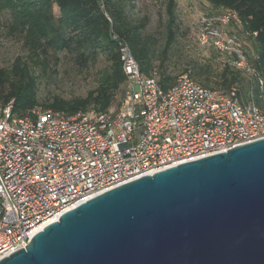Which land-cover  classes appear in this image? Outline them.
<instances>
[{
    "label": "built area",
    "instance_id": "obj_1",
    "mask_svg": "<svg viewBox=\"0 0 264 264\" xmlns=\"http://www.w3.org/2000/svg\"><path fill=\"white\" fill-rule=\"evenodd\" d=\"M203 24L202 45L222 52L227 64L261 87L263 76L244 49L219 30L242 28L236 12L224 9ZM118 51L125 80L118 103L107 110L67 115L36 106L17 115L12 101L0 105V259L92 196L264 137V111L242 102L235 87L224 94L186 71L164 89L155 71L140 72L128 44L120 42Z\"/></svg>",
    "mask_w": 264,
    "mask_h": 264
},
{
    "label": "water",
    "instance_id": "obj_2",
    "mask_svg": "<svg viewBox=\"0 0 264 264\" xmlns=\"http://www.w3.org/2000/svg\"><path fill=\"white\" fill-rule=\"evenodd\" d=\"M0 264H264V137L114 186Z\"/></svg>",
    "mask_w": 264,
    "mask_h": 264
},
{
    "label": "trees",
    "instance_id": "obj_3",
    "mask_svg": "<svg viewBox=\"0 0 264 264\" xmlns=\"http://www.w3.org/2000/svg\"><path fill=\"white\" fill-rule=\"evenodd\" d=\"M158 1L166 15L162 46L154 35L144 33L149 16L131 15L133 3L129 0H0V33L5 29L7 34L19 37L27 51L26 58L18 56L10 68H0V105L12 101V112L17 115L36 106L67 115L89 107L107 110L118 103L116 92L119 91V98L122 95L125 75L118 48L120 42H125L140 72L150 76L155 71L164 89L171 87L178 75L189 71L200 85L221 93L235 87L242 102L252 101L264 111V82L260 87L239 69L220 60L223 54L215 48L206 47L210 51L201 58L186 59L181 71L176 73L178 69L169 62L170 53L179 41L176 0ZM206 1L215 8L236 12L243 33H248L250 38L251 53L245 52V55L264 80V0ZM159 25L162 26L161 22ZM63 50L75 52L83 59L85 53L100 52L110 64L100 75L97 86L85 97L66 100L54 96L40 102L31 68L44 65L50 52Z\"/></svg>",
    "mask_w": 264,
    "mask_h": 264
},
{
    "label": "rangeland",
    "instance_id": "obj_4",
    "mask_svg": "<svg viewBox=\"0 0 264 264\" xmlns=\"http://www.w3.org/2000/svg\"><path fill=\"white\" fill-rule=\"evenodd\" d=\"M133 7L131 15L140 18L149 16L144 33L154 35L159 46L164 42V22L166 15L163 6L158 0H129ZM57 13V9L54 8ZM215 8L206 0H176V15L178 21V43L170 53L169 62L175 67L176 73L181 71L186 59L201 58L208 54L210 49L204 47L199 38L204 29L203 20L209 16L223 12ZM161 18V21H160ZM161 22L162 26L159 25ZM222 35L232 38L234 45H240L245 52L251 53L249 35L234 25L219 28ZM249 47V48H247ZM85 57L78 58L75 52L67 50L50 52L45 64L32 67L31 71L37 80V97L40 102L51 100L52 97L69 100L85 97L88 91L94 89L100 75L108 69L109 61L103 53H85ZM26 58L27 51L19 37L9 35L5 29L0 33V68H10L16 57ZM220 60L225 61L223 56ZM119 91L116 100H119Z\"/></svg>",
    "mask_w": 264,
    "mask_h": 264
}]
</instances>
